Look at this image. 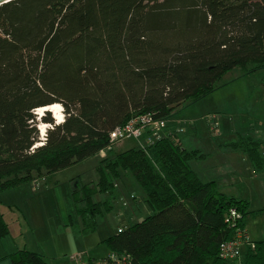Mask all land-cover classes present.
Instances as JSON below:
<instances>
[{
	"label": "trees",
	"instance_id": "obj_1",
	"mask_svg": "<svg viewBox=\"0 0 264 264\" xmlns=\"http://www.w3.org/2000/svg\"><path fill=\"white\" fill-rule=\"evenodd\" d=\"M236 68L264 69V0H15L0 6V194L111 148L110 132L136 117L173 120ZM57 103L64 122L54 125L46 112L41 123L52 128L37 146L36 110ZM179 127L103 159L98 182L73 191L75 211L94 228L98 215L113 210L109 202L124 172L144 192L152 215L107 238L109 252L129 254L131 264H234L221 258V246L240 237L242 263L264 264V239L251 241L246 230L264 209L251 210L217 181H204L196 162L207 154L185 148ZM228 146L245 153L255 173L264 172L262 142L240 135ZM98 194L110 198L95 203ZM232 210L239 214L233 224L227 221ZM8 233L0 216V238ZM11 261L51 264L27 249Z\"/></svg>",
	"mask_w": 264,
	"mask_h": 264
},
{
	"label": "rangeland",
	"instance_id": "obj_2",
	"mask_svg": "<svg viewBox=\"0 0 264 264\" xmlns=\"http://www.w3.org/2000/svg\"><path fill=\"white\" fill-rule=\"evenodd\" d=\"M44 115L45 113L42 116ZM51 115L53 117V113ZM176 115L181 120L174 119L169 122L180 126L179 133L186 134L182 138L187 142L195 139L198 143L204 142L210 146L205 150L208 153L203 152L207 154L206 159L212 152V164L217 165L218 162L216 171L220 174L228 173L232 177L235 184L228 185L225 181L220 184L223 192L249 201L251 210L264 209V172L255 173L245 153L237 151L238 154H233L225 150L231 148L228 144L238 141L241 135L262 142L264 151V69L248 74L241 68L230 71L220 80L218 88L212 94L179 109ZM42 116L38 111L36 120L40 132ZM53 119L54 125H57L54 117ZM182 119L188 120V123L183 125ZM178 121L182 125L177 124ZM190 121L192 124H189ZM195 123L198 127V138L187 133ZM51 128L48 125L46 132ZM40 135L43 143V132ZM140 142L134 138L125 139L105 150L103 154L99 153L70 168L38 178L35 182L19 188L20 190L1 193L0 199H32L20 209L19 206L11 205L5 208L9 223L7 236L10 237L9 241L12 239L10 246L17 244L22 250L27 248L40 253L51 264H73L75 257H105L109 252L105 243L107 238L152 215L145 203L144 192L131 176L122 172L116 184L115 199L109 202L113 210L98 215L94 228L89 227L91 224L75 211L72 193L82 185L92 186L98 182L97 167L103 159H114L119 153L139 147ZM203 180L206 181L204 178ZM109 198L110 195L98 194L93 200L98 203ZM246 229L251 241L263 240L264 211L250 218Z\"/></svg>",
	"mask_w": 264,
	"mask_h": 264
},
{
	"label": "built area",
	"instance_id": "obj_3",
	"mask_svg": "<svg viewBox=\"0 0 264 264\" xmlns=\"http://www.w3.org/2000/svg\"><path fill=\"white\" fill-rule=\"evenodd\" d=\"M182 121H184L183 125L188 123V120ZM168 124V120L155 119L152 115H143L140 117H136L125 126L117 127L110 132L109 138L111 147L114 144L129 138L137 139L139 142L141 141L140 146L144 144H152L162 136V133L167 128ZM177 124L182 125V122L178 121ZM189 124H192V122L190 121ZM42 139H45V137L42 136ZM101 153L103 154L104 151H102ZM238 218V212L232 210L227 221L231 220V223L233 224ZM244 244L245 242L240 237L224 243L221 246V258L234 264H243L242 248L245 246ZM131 262L132 261L129 254L117 252H109L105 257L99 259L88 258L84 256L75 257L72 260L73 264H131Z\"/></svg>",
	"mask_w": 264,
	"mask_h": 264
},
{
	"label": "crops",
	"instance_id": "obj_4",
	"mask_svg": "<svg viewBox=\"0 0 264 264\" xmlns=\"http://www.w3.org/2000/svg\"><path fill=\"white\" fill-rule=\"evenodd\" d=\"M174 119H181V118H179V116L176 115L173 118V120ZM177 128H178V126L175 123H171L170 128L166 129L162 134L166 135L169 132L175 131ZM197 130H198V127H197V125L195 123L194 125H192L188 129L187 133H190V134L194 135L195 138H198ZM183 136H186V134L180 135L181 142L184 145V147L187 148V149H190V150H192V149H200V150H204L203 152H206L205 150L210 147V146L206 145V143H204V142L203 143H201V142L198 143V142L194 141L195 139L194 140H190L189 142H187V141H185L186 140L185 138H182ZM221 146L223 147V145H221ZM225 150L230 151L233 154H238L237 151H234L231 148H225ZM210 151H212V150H210ZM206 153H208V152H206ZM211 154H212V152H211ZM211 154H209L210 156L206 160H202L200 162H196L197 171L200 173V175L204 179H206V181L214 180V181H217L219 184H223V182L225 181V182H227L226 184H228V185L235 184L234 181L232 180V177L230 176V174H228V173L225 174V172L220 174L219 172L216 171V168H218L217 167L218 162H217V165L216 164H212V162H211V159H212L211 158L212 157ZM239 156H241V155H239ZM239 159H240V157H239ZM223 160H219V161L222 162L223 164H225L226 162L223 161ZM223 191H224V189H223ZM31 201H32V199H0V216H2L3 219L5 220V222L9 225V223L7 222L8 220H7V216H6L7 212L5 210L7 205L19 206V209H20V207H22L23 204H25L26 202H31ZM7 209H9V208H7ZM10 211H12V210H10ZM24 217L26 218L27 216H24ZM9 238H10L9 236H5L3 238H0V264H12L11 255H13L14 253H16L19 250H22L17 244L14 245V246H10V244L12 242L11 241L12 239L9 241ZM247 238L250 239L248 231H247ZM7 244H9V245H7ZM25 249H27V248H25Z\"/></svg>",
	"mask_w": 264,
	"mask_h": 264
},
{
	"label": "bare ground",
	"instance_id": "obj_5",
	"mask_svg": "<svg viewBox=\"0 0 264 264\" xmlns=\"http://www.w3.org/2000/svg\"><path fill=\"white\" fill-rule=\"evenodd\" d=\"M46 112L53 113V117L55 118L57 124H61V123L64 122L63 108H62V106L60 104H53V105H50V106H47V107L39 109V113H40L39 115L40 116H42ZM39 128L43 132V135H44V133L46 132V129L48 128V125L42 123V125H40ZM41 145H43L42 142L37 144V146H41Z\"/></svg>",
	"mask_w": 264,
	"mask_h": 264
},
{
	"label": "water",
	"instance_id": "obj_6",
	"mask_svg": "<svg viewBox=\"0 0 264 264\" xmlns=\"http://www.w3.org/2000/svg\"><path fill=\"white\" fill-rule=\"evenodd\" d=\"M12 1H15V0H0V6L7 4V3H10Z\"/></svg>",
	"mask_w": 264,
	"mask_h": 264
},
{
	"label": "clouds",
	"instance_id": "obj_7",
	"mask_svg": "<svg viewBox=\"0 0 264 264\" xmlns=\"http://www.w3.org/2000/svg\"><path fill=\"white\" fill-rule=\"evenodd\" d=\"M36 111H37V113H36V114L38 115V111H39V109H37ZM39 114H40V113H39Z\"/></svg>",
	"mask_w": 264,
	"mask_h": 264
}]
</instances>
